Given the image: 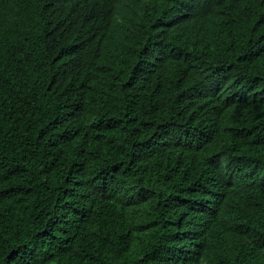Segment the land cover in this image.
Instances as JSON below:
<instances>
[{"label":"trees","instance_id":"16d2710c","mask_svg":"<svg viewBox=\"0 0 264 264\" xmlns=\"http://www.w3.org/2000/svg\"><path fill=\"white\" fill-rule=\"evenodd\" d=\"M0 264H264V0H0Z\"/></svg>","mask_w":264,"mask_h":264}]
</instances>
